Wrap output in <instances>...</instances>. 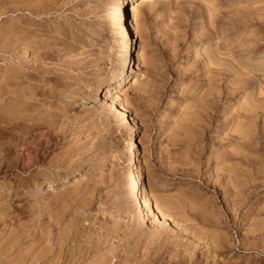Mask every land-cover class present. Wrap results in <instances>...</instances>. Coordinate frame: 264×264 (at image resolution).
<instances>
[{
	"label": "rangeland",
	"instance_id": "374dc122",
	"mask_svg": "<svg viewBox=\"0 0 264 264\" xmlns=\"http://www.w3.org/2000/svg\"><path fill=\"white\" fill-rule=\"evenodd\" d=\"M121 3L0 0V264H264V0Z\"/></svg>",
	"mask_w": 264,
	"mask_h": 264
},
{
	"label": "bare ground",
	"instance_id": "6f19581e",
	"mask_svg": "<svg viewBox=\"0 0 264 264\" xmlns=\"http://www.w3.org/2000/svg\"><path fill=\"white\" fill-rule=\"evenodd\" d=\"M122 1V3H121V7L123 8L124 6L126 7V12L125 13H127L128 14V17H126L125 15H124V13H121V21L124 23V28H125V31H126V34L127 35H129V33L127 32L128 30H129V27H131V28H133L134 30H135V28L136 27H134V24H133V20H134V18H135V16L137 15L136 14V12L138 11L137 10V7H138V5L139 4H143L144 3V1H146V0H137L136 2L135 1H133V0H121ZM138 1H140V3H137ZM137 3V4H136ZM140 6V5H139ZM124 11V10H123ZM120 13V12H119ZM138 13V12H137ZM129 18H130V20H129ZM118 21V20H117ZM120 22V21H119ZM136 22V21H135ZM137 23V22H136ZM138 26V25H137ZM122 27V28H123ZM123 28V29H124ZM132 29V30H133ZM138 29V28H137ZM136 29V30H137ZM124 31V30H123ZM131 31V30H130ZM123 33V32H122ZM136 33V32H135ZM124 34H125V32H124ZM125 34V35H126ZM130 34H132V33H130ZM124 36V35H123ZM124 39V38H123ZM126 39V38H125ZM132 40V39H131ZM124 42V41H123ZM127 44V43H126ZM135 46V45H134ZM136 50V49H135ZM137 53V52H136ZM139 54V53H138ZM136 56V55H135ZM134 56V58H137V57H135ZM210 58V57H209ZM138 59V58H137ZM215 61V60H214ZM213 61V59L212 60H209V62H206V64H207V66L209 67L211 64H212V62H214ZM132 64V63H131ZM205 69V68H204ZM208 69H210V68H208ZM212 69V68H211ZM215 69V68H214ZM217 69V68H216ZM124 71H125V66L123 65L121 68H120V71H118L119 72V77L121 78V76H122V74L124 73ZM208 71H211V70H208ZM215 72V71H214ZM209 74H211V75H213V76H221L222 74L220 73V71H216L215 73H213V70H212V73H210L209 72ZM124 76V75H123ZM213 76H212V79H213ZM124 79V78H123ZM220 79H223V77L222 78H220ZM213 80H215V79H213ZM212 80V81H213ZM225 80V79H224ZM120 82V81H119ZM121 83V82H120ZM212 83V82H211ZM242 82H240V83H238L237 85H230V86H227L226 87V89L224 90L223 89V91H221V92H218L217 94H215V95H213L214 97L211 99L212 101H211V104H212V106H214V105H217L221 100H222V97L223 98H227L229 95H231L232 93H234L235 91H237V89H239V88H242L243 86H244V84L242 83ZM234 84V83H233ZM235 84H236V82H235ZM106 88H108V86L106 87ZM107 91V89L105 90V92ZM104 93V92H103ZM109 93H110V90L108 89V91L105 93V94H103V96L102 97H104V99H107L108 98V96L110 97V95H109ZM110 98H112V97H110ZM112 103H114V99L112 98ZM116 103H118V102H116ZM114 106V105H113ZM114 107H116V106H114ZM118 107V106H117ZM254 106L253 105H246V106H244V107H239V110H237V123H239L240 124V121L239 120H242V119H245L246 120V118L248 119V117H251L252 115V110L254 109L253 108ZM120 109H121V111L122 112H125V108L124 107H121L120 106ZM119 110V109H118ZM126 115V114H125ZM127 116V115H126ZM252 119V118H251ZM255 120V119H254ZM243 121V120H242ZM253 123V122H252ZM133 125V124H132ZM131 125V126H132ZM241 126H243V125H241ZM134 127V126H133ZM241 130V129H240ZM133 131H134V129H133ZM244 131H246V130H244ZM243 130L239 133V131H236L237 133H236V136H239V140L241 141L244 137H246V136H243L244 134H245V132H244ZM130 132H131V130H130ZM234 133H235V131H234ZM131 134V133H130ZM134 135V134H133ZM237 139V138H236ZM133 141V140H132ZM135 145V144H134ZM240 145V144H239ZM130 146H132L131 145V143H130ZM139 147V146H138ZM131 148V147H130ZM236 148V147H235ZM127 149H129V148H127ZM130 150V149H129ZM135 150V149H134ZM44 151V150H43ZM137 152V151H136ZM235 152V151H234ZM233 152V153H234ZM238 153V152H237ZM132 155H133V152H132ZM231 155V154H230ZM241 155V154H240ZM239 155V156H240ZM140 157V156H139ZM231 157V156H230ZM236 157V156H235ZM136 158H138L137 156H136ZM135 158V159H136ZM132 159V158H131ZM137 160V159H136ZM138 161V160H137ZM139 164V163H138ZM135 165H136V163H135ZM141 167V166H140ZM139 167V168H140ZM138 168V167H137ZM138 170V169H137ZM133 171H135V170H133ZM134 174V173H133ZM135 176H136V180L135 179H133L134 181H135V187L137 188V193L139 192V200L141 201V203L144 205V207H148L149 206V204H150V202L151 201H149V199L150 198H148L145 194H143L142 192H141V190H140V188H139V183H140V173H139V170L136 172V174H135ZM143 176V175H142ZM134 177V176H133ZM229 177V176H228ZM135 178V177H134ZM142 180V179H141ZM131 181H132V179H131ZM142 187V186H141ZM132 188V187H131ZM134 190V189H133ZM144 190V189H143ZM132 191V190H131ZM136 192V191H135ZM135 194V193H134ZM133 194V195H134ZM135 198V197H134ZM136 198H137V196H136ZM138 199V198H137ZM135 200V199H134ZM138 203V202H137ZM140 203V202H139ZM139 206H140V204H139ZM156 206V205H155ZM145 211V210H144ZM156 211H157V213L159 214V216H160V218H162V219H164L163 218V216H161V211L159 210V209H157L156 208ZM144 213V212H143ZM145 214V213H144ZM143 214V215H144ZM148 215V214H147ZM146 215V216H147ZM165 217V216H164ZM166 224V223H165Z\"/></svg>",
	"mask_w": 264,
	"mask_h": 264
}]
</instances>
